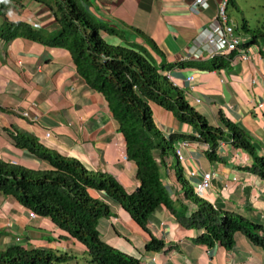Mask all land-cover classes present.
<instances>
[{
    "label": "crops",
    "instance_id": "0c3cea01",
    "mask_svg": "<svg viewBox=\"0 0 264 264\" xmlns=\"http://www.w3.org/2000/svg\"><path fill=\"white\" fill-rule=\"evenodd\" d=\"M218 1L199 13L191 8L194 0H88V5L99 20L121 31V36L102 32L108 43L145 50L209 124L227 132L224 119L239 125L248 132L255 153L264 158V40L250 38L249 59L237 52L218 58L191 52L196 37L216 16ZM5 19L27 22L49 37L60 28L51 8L35 0L10 1L0 26ZM190 75L193 80H187ZM151 106L162 134L176 135L175 149L180 141L189 142L178 164L194 195L262 225L264 234V179L250 168L253 155L222 140L212 159L210 146L192 139L198 134L193 126L157 103ZM17 134L78 159L90 171L113 175L128 192L139 187L137 165L127 157L125 136L108 101L80 76L71 53L25 37L7 41L0 34V159L30 169L50 168L48 161L15 144ZM167 161L162 180L173 203L178 209L187 206L189 214L198 203L185 191L173 158ZM208 171L214 174L211 187L199 195L197 186ZM90 193L110 207L111 214L98 223L102 240L141 264H264L263 246L247 235L236 233L232 250L198 243L203 229L184 227L164 204L150 215L149 227L165 247L147 250L150 233L119 202L95 189ZM30 211L0 191V250L17 244L45 248L74 255L76 262L87 255L85 245L50 218H32Z\"/></svg>",
    "mask_w": 264,
    "mask_h": 264
},
{
    "label": "trees",
    "instance_id": "16d2710c",
    "mask_svg": "<svg viewBox=\"0 0 264 264\" xmlns=\"http://www.w3.org/2000/svg\"><path fill=\"white\" fill-rule=\"evenodd\" d=\"M10 1L0 0V17L5 18ZM48 5L60 28L54 36H46L24 21L4 20L1 36L9 41L25 37L48 46L67 49L76 69L88 85L101 92L108 101L119 130L126 139L127 157L137 165V190L128 192L111 174L88 170L78 159L62 155L41 144L36 138L17 134L15 144L46 160L48 169H30L0 159V191L15 198L37 215L50 218L68 236L87 249L91 264H141V261L102 240L99 219L111 214L109 205L91 195L90 189L105 193L119 202L151 239L150 251L164 249L165 242L154 236L149 227L150 215L161 204L166 205L178 222L187 228L203 229L198 243L213 246L218 243L227 250L235 245V235L241 232L263 246L262 225L247 221L234 213L215 208L210 202L190 192L197 209L188 214L185 205L178 209L162 180V169L168 165L169 146L176 135L166 138L154 121L151 102L172 111L182 122L193 126L199 140L210 146L208 155L214 159L222 140L250 152L254 163L250 167L264 179V158L255 153L248 132L224 119L230 132L213 126L188 102L185 93L148 57L145 50L134 46L113 45L102 32L121 36V31L99 20L90 10L88 0H35ZM254 40L258 39L253 33ZM222 57L217 56L215 58ZM190 138L191 136H186ZM76 256L45 248L23 245L0 250V264H63Z\"/></svg>",
    "mask_w": 264,
    "mask_h": 264
},
{
    "label": "built area",
    "instance_id": "2783aa9c",
    "mask_svg": "<svg viewBox=\"0 0 264 264\" xmlns=\"http://www.w3.org/2000/svg\"><path fill=\"white\" fill-rule=\"evenodd\" d=\"M212 0H194L192 3V10L196 13L201 12L211 6ZM229 0H219L217 7L216 16L210 20L209 24L202 29L199 35L194 40V45L191 48V52L200 57L203 54H208L209 57L215 58L217 56H225L231 53L237 52L244 59H249L250 38H242L237 35L236 28L227 14ZM247 46V48H245ZM168 78H171L169 74H166ZM193 75L188 76L187 80H193ZM198 101H200L198 99ZM263 104H260L262 107ZM51 132H47V136H50ZM199 136V134H197ZM189 144L188 141H180L177 145L175 151L177 155L182 158V148ZM212 172H205L202 180L197 186V193L199 195L203 194L207 189L211 187V182L213 179ZM30 216L32 218L38 215L34 211H30ZM20 240V238H17Z\"/></svg>",
    "mask_w": 264,
    "mask_h": 264
},
{
    "label": "rangeland",
    "instance_id": "374dc122",
    "mask_svg": "<svg viewBox=\"0 0 264 264\" xmlns=\"http://www.w3.org/2000/svg\"><path fill=\"white\" fill-rule=\"evenodd\" d=\"M227 14L230 22L234 24L237 35L242 38H251L253 33L259 39L264 40V0H229ZM169 154L173 158L174 169L181 180L186 183L185 191L190 194L191 186L183 179L181 169L178 164V155L175 147L168 142ZM63 264H91L88 255L82 256L78 261H68Z\"/></svg>",
    "mask_w": 264,
    "mask_h": 264
}]
</instances>
